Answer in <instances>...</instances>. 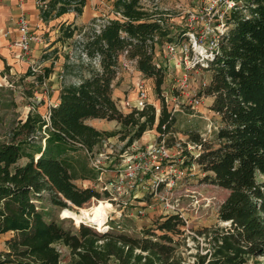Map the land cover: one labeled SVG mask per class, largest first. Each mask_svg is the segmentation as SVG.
<instances>
[{
	"label": "trees",
	"instance_id": "16d2710c",
	"mask_svg": "<svg viewBox=\"0 0 264 264\" xmlns=\"http://www.w3.org/2000/svg\"><path fill=\"white\" fill-rule=\"evenodd\" d=\"M86 4L87 0H47L41 18L48 22L69 12L82 15ZM114 8L122 17L96 16L89 25L59 26L58 42L78 34L79 51L91 63L98 61L100 69L88 64L89 76L64 83L47 118L29 114L8 141L0 142V236L13 234L5 240L7 250L0 253V264H60L58 244L69 249L68 264H251L253 260L264 264L258 261L264 258V0H245L242 9L227 16L220 51L206 63L210 83L200 94L212 98L210 110L220 116L221 125L209 140L199 133L189 137L202 148L191 160L212 184L229 191L218 215L219 222L227 225L204 227L191 235L194 253L181 215L163 217L155 229L138 237L116 229L98 231L86 223L74 231L45 219L38 206L45 194L55 206L71 211L101 198L96 189L76 184L97 181L100 174L80 152L91 161L105 138L125 130L129 135L121 140L130 136L127 147L154 128L161 141L175 123L166 103L159 110L149 103L142 110H120L113 99V83L127 51L141 79H153L155 93L164 97L166 71L155 62L156 45L150 42L156 37L158 45L179 42L186 31L173 35L165 18L147 9L142 0H114ZM52 73L46 69L36 80L43 84ZM29 75L26 72L25 77ZM89 119L116 121L123 129L100 131L86 123Z\"/></svg>",
	"mask_w": 264,
	"mask_h": 264
},
{
	"label": "rangeland",
	"instance_id": "374dc122",
	"mask_svg": "<svg viewBox=\"0 0 264 264\" xmlns=\"http://www.w3.org/2000/svg\"><path fill=\"white\" fill-rule=\"evenodd\" d=\"M142 2L147 9L158 12L159 16L162 15V18H165L173 35L183 34L192 25L191 28L196 33V37L201 38L198 41L200 50L208 47L211 39L220 32L217 30L218 25L226 23L227 16L233 8H230L227 0H142ZM233 2L237 9H242L245 0H233ZM243 12L247 13L246 9H243ZM96 16L101 17L102 20L115 18L114 0H88L85 14L87 25ZM56 25L57 20L44 23L42 28L39 25V33L36 32V35L42 37L43 46L46 42L50 43L49 47L39 49L35 58L32 57L34 52H30L24 57L21 54L20 58L24 67L17 74L9 73V78H7L9 85L0 87V142L8 141L13 136L15 129L19 127L18 125L25 122L29 114L40 113L43 118H47L48 109L54 102V89H56L58 81L63 84L78 83L79 80L76 76H89L91 67L100 69L98 61L94 60L91 63V60L88 57L85 58L79 51L81 36L78 34L71 40L58 42L61 34ZM227 29L228 27L220 28L224 31ZM40 30L43 31V34H40ZM186 41L188 39L185 37L180 39L179 43ZM54 44H56V48L48 51ZM166 44L165 42L157 44V54L155 55V62L166 71L162 90L164 97L157 96L154 90V80L147 79V103L154 105L159 110L162 104L166 103V99L169 100L175 123L164 139L168 146L179 144L181 153L176 163H173L174 173H172L171 179L174 187L169 189L164 183L161 185L159 193L177 205L178 214L176 215H181L183 218L189 236L188 245L195 253L196 243L192 238L190 239L191 235L204 227L227 225L219 222L218 215L221 205L229 196V191L212 184L207 179L208 174L200 166L191 164L193 162L191 157H197L202 148L191 149L189 144L191 147L194 144L190 142L189 137L199 133L204 140L211 139L214 131L221 125V118L210 110L212 99L200 95L204 90L203 85L210 83L211 72L201 66L186 71L184 57L174 58L168 55L165 52ZM88 64H91L90 68ZM72 66L75 67L73 70L70 68ZM33 69H36V72ZM46 69H53L50 77L55 80L50 81L49 78H46L43 84H39L36 79L44 75ZM136 70L135 65L119 69L113 83V99L119 107L122 96H125V100H129L132 104H135L137 100L136 96L128 97L134 89L135 82L142 78ZM26 72H30V75L24 78ZM59 75L62 78L59 79ZM118 95L121 96L118 97ZM196 99L201 104L194 109L192 103ZM122 111L128 113V111ZM103 128L110 129L109 132L123 129L118 122L104 123ZM125 134L129 135V131L125 130L122 135L105 138L102 144L95 148V156L91 158V161L86 159L83 151L79 153L90 168L100 172L97 181L77 180L76 184L79 187L94 188L100 192L102 183L115 179L118 165L124 163L127 158L125 151L131 147H127L130 136L125 137V141L121 140ZM158 135L159 133L154 128L146 132L143 141L138 140L135 143L137 146H144L156 141ZM181 172L183 174H180ZM100 193L102 196L99 200L93 199L82 208H74V211L55 206L47 194L43 199L41 198L38 206L47 221H56L62 224L65 229L76 231L81 223H86L99 227L100 231L116 229V231L128 233L133 237L140 236L144 230L155 229L164 215H169L161 211L159 201H156V196L150 192L139 195L127 190L124 195L116 198H110L102 191ZM101 203L104 204L94 208ZM137 209H142L144 214L138 215ZM82 210L90 212L80 214ZM12 235L9 232L0 236V253L7 250L5 240L11 238ZM57 248L62 257L60 264H68L71 257L69 249L61 244H58ZM187 255L188 253H185V257ZM255 261L253 260L251 264H256ZM258 261L264 262V258ZM110 264L116 263L111 262Z\"/></svg>",
	"mask_w": 264,
	"mask_h": 264
},
{
	"label": "built area",
	"instance_id": "2783aa9c",
	"mask_svg": "<svg viewBox=\"0 0 264 264\" xmlns=\"http://www.w3.org/2000/svg\"><path fill=\"white\" fill-rule=\"evenodd\" d=\"M46 1L47 0H37L36 5L38 9L41 10L43 7H46ZM227 2L229 3L230 8L233 7L234 9H237L233 0H227ZM22 5L23 0H18V8L21 10L22 15L18 18L20 37L17 41H15V43L16 46H18V48L21 50L22 57H24L30 54L32 48H34L33 44L40 43L41 39L39 36H36L32 33L33 28H31L30 22L26 17L27 14L22 11ZM233 8L231 11L234 10ZM116 16L122 17V14L120 12H116ZM191 26L186 31V38L188 41L183 43H167L165 46V52L171 57H184L186 71H190L199 66L206 67V63L210 61L216 53H219L220 38L221 35L226 32L224 30H220L221 27L226 28V23L218 25L217 30L220 32L215 38L211 39L208 47L206 46L204 49L200 50L198 41L201 40V38L196 37V33L193 31ZM157 42L158 37H156L153 42L150 43L157 45ZM82 55L87 58L85 54ZM127 55L128 52L125 51L123 53L119 69L122 67L129 68V65L136 66V61L128 60ZM33 71L36 72V69H33ZM206 87L207 84H204L203 88L205 89ZM134 90L138 95L135 104H132L129 100H122L119 101L120 107L117 104L119 109L125 110L126 112L129 110L128 112H131L133 109L142 110L145 105L148 104L146 81L138 80L134 85ZM166 103L169 106V109L173 110L170 108V102L168 99H166ZM200 104L201 102L196 99L192 103V106L195 109L198 108ZM175 107H177V105H175ZM189 147L191 149L200 148V146L197 145H193L191 147L190 144ZM129 150H131V153H129ZM129 150L127 149L125 151L127 158L124 163L118 165V171L116 172L115 179L106 183H102V193L106 194L110 198H116L118 196L120 197L124 195L127 190H131L135 194L139 195L141 193L147 194L150 192L156 196V201H159L161 211L169 214L164 215V217L178 214L177 205L173 204L167 197L162 196L161 193H159V189L164 183L169 189L174 187L171 176L172 173H174L173 163H176L181 153L180 145L177 144L174 146H168L165 139H163L161 141H153L152 143L145 144L144 146H137V143H134ZM191 164H196V162ZM180 174H183V172ZM136 197H138V195H136ZM137 214L142 215L144 214V211L142 209H137ZM95 228L99 231L101 230L99 227Z\"/></svg>",
	"mask_w": 264,
	"mask_h": 264
},
{
	"label": "crops",
	"instance_id": "0c3cea01",
	"mask_svg": "<svg viewBox=\"0 0 264 264\" xmlns=\"http://www.w3.org/2000/svg\"><path fill=\"white\" fill-rule=\"evenodd\" d=\"M37 0H23V5H22V11L27 14V18L30 22L31 28H33V34L36 35L39 33V25L40 28L44 27V20L41 18V13L40 9H38L36 5ZM88 3V0H87ZM87 7V4H86ZM86 7L84 9V13L82 15H78L76 17V14L74 12H69L65 13L60 17H56L50 20H57V25L58 30L59 26L63 23H68L69 20L71 22L75 23L76 25H86L87 20L85 18L86 14ZM21 10L18 8V0H0V87L8 86L9 82L7 81V78H9V73H19L21 68L24 67L23 62L20 58L21 50L16 46L15 41H17L20 37V29H18V18L21 16ZM95 15V14H94ZM48 20V22H50ZM37 32V33H36ZM40 34H43V31L40 30ZM39 36V35H36ZM40 39L42 37L40 36ZM57 44V43H56ZM56 44L52 45L51 48L48 49V51L56 46ZM34 48L32 49V57L35 58L37 56L38 50L41 48H48L50 43L46 42L45 45L43 46V40H41L40 43H34ZM56 48V47H55ZM34 49H36L34 51ZM47 52V51H46ZM45 52V53H46ZM157 54V50H155V55ZM30 57V58H32ZM22 63V64H21ZM9 68V69H6ZM138 74L141 75V73L136 70ZM24 78L25 75H24ZM62 78L61 75H59V79ZM50 81H54L55 79L49 77ZM142 80V79H138ZM152 81V79H148ZM148 82L147 80H143ZM136 83V82H135ZM135 85V84H134ZM63 83L61 81H58V85L56 89H54V102L53 104L49 107L48 113L50 111V108L52 106H56L59 102V94L62 89ZM118 92V91H116ZM121 95H118L120 97ZM138 97L137 93L133 89L131 94H129L130 97ZM212 99V98H211ZM122 100H125V96H122ZM129 111V110H128ZM101 122V123H99ZM86 123L90 126H93L97 128L100 131H109L110 129H104V123H109L106 120H101V119H89L86 121ZM110 123H116L114 121ZM146 137L145 135L140 139V141H143L144 138Z\"/></svg>",
	"mask_w": 264,
	"mask_h": 264
}]
</instances>
